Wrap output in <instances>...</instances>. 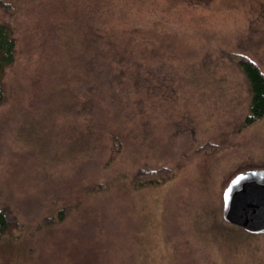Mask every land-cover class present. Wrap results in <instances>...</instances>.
<instances>
[{
    "label": "rangeland",
    "instance_id": "374dc122",
    "mask_svg": "<svg viewBox=\"0 0 264 264\" xmlns=\"http://www.w3.org/2000/svg\"><path fill=\"white\" fill-rule=\"evenodd\" d=\"M0 21L17 50L0 107V205L20 226L0 240V264H264V234L221 217L232 173L264 167V116L239 129L247 86L228 57L264 70V0H0ZM117 27L134 28L129 47L153 51L142 66H118L111 84L84 61L101 57L105 28ZM81 67L86 93L52 100L64 72L75 79ZM119 86L137 98L112 100ZM112 130L120 148L107 166ZM160 166L173 177L132 184ZM69 184L95 192L45 223L52 195L71 199Z\"/></svg>",
    "mask_w": 264,
    "mask_h": 264
},
{
    "label": "trees",
    "instance_id": "16d2710c",
    "mask_svg": "<svg viewBox=\"0 0 264 264\" xmlns=\"http://www.w3.org/2000/svg\"><path fill=\"white\" fill-rule=\"evenodd\" d=\"M196 1L203 4H208L211 0H196ZM137 28H139V24L137 25ZM130 29L134 30V28L132 27L125 29H119L118 27L111 29L105 28L104 32H106V34L104 37L101 36V38H103V40L101 41L103 42V44H107V47H104V49H102L101 51L102 53H100L101 57L100 58L98 57L99 58L98 60H95V58L94 59L87 58L84 61V63L88 61L94 68H96V70L94 69L93 72L96 75L98 74L99 78L105 79L106 81L108 80V78L111 79L112 81H109L111 82V84L113 83L116 84V82L119 83L118 75L122 76L123 74L122 72L125 71L124 69H119L118 66L120 65L128 66V64L131 68H137L139 66H142V64H138L139 60L137 58L141 54L145 55V52L153 51V50L146 51V47L144 49L141 48L140 50L136 48L139 46L129 47L127 44L131 43V41H133L132 39L134 38L133 37L134 31L129 32ZM13 33L14 30L11 24H8L4 21H0V107L7 100V89L3 80L7 69L14 64L15 55L17 53L15 36L13 35ZM97 40L95 38V42ZM138 45H140L139 42ZM228 57L230 61H232L243 74L247 86L248 108H247V112L245 113L244 117L242 118L239 124V129L242 131L248 128L249 126H251L256 121L260 120L264 116V70L260 63L254 61L253 59L242 53L231 52L228 54ZM131 58H136V60L134 59L135 61L133 60L131 61ZM114 68H116V71H114ZM87 73L88 71L82 68L81 70L76 71L75 79H74L73 74L70 75L69 72L67 71L64 72L63 75L64 77L61 79L60 82H57L56 90H53L54 95L52 96V100L54 98H56V100L61 99L62 101L70 98L75 99L78 96L77 92L83 91L84 93L85 91L83 89L84 88L87 89V76H88ZM134 74L135 73H132L131 75ZM143 77L146 78V76ZM138 78H140V76ZM140 80L142 79L140 78ZM88 83L90 85L93 84L91 79L88 80ZM117 88L119 90H117ZM117 88H114V94L116 93L115 96L112 97L114 95L113 93L111 95L112 100L119 98L121 95H123V98H130V99L137 98V97H133L134 92L130 91L129 93V91H126V89L124 90L120 86ZM83 102H84L83 107L84 106L88 107V104L91 103L89 96H87ZM89 136H91L90 137L92 138L91 140L96 141V137H94L91 134H89ZM109 137L112 140V143H111V147L109 148L110 149L109 158L107 159V162L104 163V165L107 164V166L112 163L113 159L116 157L120 148V141H119L120 137L117 133L114 132V130H112ZM92 161L93 159H90L87 165L85 163H81V164L83 167H89ZM247 168H249V166L245 168L242 166V168H240L239 170L234 171V173H232V175L228 179L226 178L227 181H229V179H231V177H233L237 172ZM83 173L84 172L81 173L82 176ZM172 177H173L172 169H168L166 167L160 166L158 167V169H155L152 172L141 171L140 168L132 175L131 182L134 186L139 187L146 184H155V183H159L160 181H166L171 179ZM77 180L78 182L82 181L80 174L78 175ZM79 185L80 183H78V186ZM67 187L71 193H74L71 194V199L68 200L67 203H63V202L61 203L59 202L61 197L55 198L52 195L51 198L52 203L50 204L51 209L49 210V212L47 213L45 212L46 214L45 223H53L55 221L62 223L66 215H68L69 212L73 209L72 205H75L79 201L85 200L86 198H88L89 195L95 192L93 187L84 188L81 191L79 190V188H77V190L75 191L70 184ZM99 187H101V184H99ZM223 222L226 224L225 221ZM228 225L233 226L231 224ZM16 230L17 231L20 230V226L19 223L15 220L14 216L11 214L10 207L7 205H0V240L6 235L7 236L13 235V233ZM240 230L242 229L240 228ZM244 232L248 233L246 231ZM248 234L258 235L252 233H248ZM260 234H264V233H260Z\"/></svg>",
    "mask_w": 264,
    "mask_h": 264
},
{
    "label": "water",
    "instance_id": "95a60500",
    "mask_svg": "<svg viewBox=\"0 0 264 264\" xmlns=\"http://www.w3.org/2000/svg\"><path fill=\"white\" fill-rule=\"evenodd\" d=\"M223 221L252 234L264 233V169L237 172L222 191Z\"/></svg>",
    "mask_w": 264,
    "mask_h": 264
}]
</instances>
